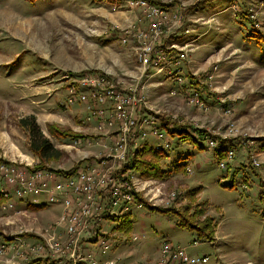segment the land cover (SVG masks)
I'll return each instance as SVG.
<instances>
[{"label": "rangeland", "instance_id": "obj_1", "mask_svg": "<svg viewBox=\"0 0 264 264\" xmlns=\"http://www.w3.org/2000/svg\"><path fill=\"white\" fill-rule=\"evenodd\" d=\"M152 1L171 11L181 8L186 19L202 17L207 21L186 38L194 43L189 59L179 65L170 61V68L165 66L157 73L152 68L143 72L134 40L121 41L127 31L150 27L143 10L129 7L125 0H0V160L30 170L41 165L30 148L31 135L23 119L37 124L53 145L51 154L56 157L45 162L44 168L66 172L106 157L118 137V124L100 130L101 118L91 117L86 104L69 103L70 77L80 81L82 75L99 71L125 92L143 87L146 106L138 112L159 111L164 127L166 122L177 124L169 127L171 131L198 128L225 134L230 129L236 135L227 141L220 139L216 150L203 144L200 149L202 139L185 140L188 144L177 133L172 137L166 127L168 140L173 139L170 147L161 149L165 179H144L137 170L127 171L138 185V193L155 207L190 208L193 212L198 204L208 202L207 215L217 221L215 238L197 239L196 231L179 225L175 213L133 205L128 212L133 222L130 234L118 230L121 221L102 218L97 231L114 235L117 246L103 255L94 248L97 258L123 253L133 254L130 261L153 263L164 242L170 241L188 247L190 255L209 257L198 264H264V0H240L234 9L229 8L234 0ZM251 8L261 22L259 27L251 17ZM230 40L240 48L238 55L230 51ZM188 66L200 80L193 85L205 102L209 100L207 92L212 93L207 109L187 99V92L194 93L193 85L174 78L180 67L189 76ZM211 73L212 78L207 79ZM171 90L177 94L171 95ZM51 125L60 130L58 134L75 131L83 136L60 137L56 128L50 130ZM144 130L137 129L130 142L131 157L144 146L156 149L164 141L148 132L144 135ZM224 149L234 150L226 169L219 165L225 158L220 157ZM179 156L186 162L181 164L183 170L175 169ZM254 156L259 165L253 163ZM197 187L201 190L192 199L189 194ZM171 192L177 193L175 199L169 196ZM31 203L34 201L26 198L14 210H0L1 239L16 234L36 237L57 222L63 209L59 204H44L38 210L29 207ZM135 235L137 241L132 239Z\"/></svg>", "mask_w": 264, "mask_h": 264}, {"label": "built area", "instance_id": "obj_2", "mask_svg": "<svg viewBox=\"0 0 264 264\" xmlns=\"http://www.w3.org/2000/svg\"><path fill=\"white\" fill-rule=\"evenodd\" d=\"M131 8H140L144 16L150 21L149 29L141 28L121 36L123 44L134 40L135 51L143 72L151 68L162 72L170 68L169 62L175 60L179 65L181 61L189 59V52L193 47L191 41H179L177 34L183 32L189 35L192 28L188 26L187 19L179 11H171L161 5L152 4L149 0H126ZM186 4H182L185 6ZM235 8V6L233 7ZM251 17L256 27L260 21L251 8ZM170 13H174L171 16ZM180 42V43H179ZM175 50V51H173ZM173 51V52H172ZM174 54V55H173ZM165 66H167L165 68ZM217 66L214 67V70ZM182 68L176 69L174 78L180 82L194 84L197 74L184 75ZM211 73L207 79L212 78ZM68 88V102H82L86 104L91 117L101 118L97 128L104 130L108 125L118 124V137L109 148L106 157L85 162L73 171L61 172L48 168L28 169L17 166L15 163H0V192L5 202L0 210L11 211L21 200L34 201L63 207L57 222L45 227L43 232L33 235L16 234L0 238V264H198L207 262L208 256H193L188 247L174 245L165 241L160 249V255L153 263L130 261L121 254L107 259L97 258L98 253L106 254L111 248L117 246L114 235H100L97 227H101L102 218L109 220L127 214L133 205L144 207L135 194L140 191L138 185L126 178V165L131 160L130 142L136 137L137 129H146L157 140L164 139L156 145L157 149L169 146L167 129L163 126L159 111L142 114L138 112L146 106L144 88L123 91L109 75L95 71L82 75L77 81L71 76ZM198 78V77H197ZM200 81V80H198ZM201 83V82H199ZM194 93L187 92L186 97L193 104L207 109L204 101L194 85ZM171 95L177 90H171ZM110 106L111 112L107 111ZM230 111V110H227ZM141 114V115H140ZM90 117V118H91ZM89 118V119H90ZM174 128L173 123L168 125ZM236 135L229 129L225 134L209 133L205 139L210 148L218 147L220 139L230 140ZM240 138V137H238ZM234 157V150L228 149L225 158L219 162L221 168L226 169L227 162ZM253 163L259 161L253 157ZM171 199L176 192L169 194ZM44 199V200H41ZM169 202V201H168ZM62 228L63 232H58ZM113 237V239L109 238ZM133 241L138 237L133 236ZM197 242L194 243V246ZM132 246H134L132 244ZM34 260H37L35 262Z\"/></svg>", "mask_w": 264, "mask_h": 264}, {"label": "trees", "instance_id": "obj_3", "mask_svg": "<svg viewBox=\"0 0 264 264\" xmlns=\"http://www.w3.org/2000/svg\"><path fill=\"white\" fill-rule=\"evenodd\" d=\"M152 2H154V1H152ZM70 84H74V83H70ZM21 122H22L23 126L29 131V133L31 135V142H30L31 150L40 159L41 165H38L36 167L37 168H44L46 166L45 162L52 160L53 158L56 157L55 155L51 154L53 145L48 138L44 137L40 128L37 126V124H34L33 121L29 122L26 119H23ZM169 124H170V122H166L164 125L167 128H169V126H168ZM173 124H175V122ZM175 125H177V124H175ZM53 128H56L55 133L60 131L57 127L51 125L50 130L53 131L54 130ZM191 129H193V131L189 130L187 132V129H184L182 132H179V133L177 132V130L171 131V129H170L169 133L172 135V137H173V135H175L174 133L179 134L180 135L179 139H181L183 141L192 140L193 142H196L197 139H199V140L202 139V140H200L202 142H200L198 144V147L200 149L203 148V145L205 147H208L210 150L211 149L212 150L218 149L219 145L216 148H210L208 146V144L206 143L205 137L209 134V132L207 130L198 129V128H191ZM58 135L60 137L70 136V137L76 138V139L83 136L81 133H78L75 131L64 132V134H58ZM170 139H171V141L169 143L172 142L173 138H170ZM223 141H227V140H223ZM185 143L189 144L190 142L185 141ZM170 145L171 144H169V147H170ZM153 147L144 146L140 152L134 153V155L131 157L130 162L128 163V165H126L127 170L129 168H131L132 170L133 169L137 170L140 173V177H142L144 179H161V180L165 179V177L167 176V172L165 170H163L161 167V158L164 157L163 150L157 149V148L155 149ZM227 150L228 149H224L223 153L220 152V150L218 151V153H222L221 154L222 156H220L221 158L225 157L224 155H225ZM181 157L182 156L178 157V160L180 163L177 167H175V169L183 170V168H182L183 165H181V164L186 163V162H182L179 159ZM185 158H187V157H185ZM178 160H176V161H178ZM2 162H4V161L0 160V163H2ZM184 170H185V168H184ZM71 171H73V170H71ZM126 178L132 179V176L130 174H128L126 176ZM226 186L232 187L233 184H227ZM200 190H201V187H197L195 190H192L190 192L189 196L192 199L195 198V196L200 192ZM176 195H177V193H176ZM135 197L139 202L143 203V206L145 208H148L151 211H157V212H161V213H175V214H177L180 218L179 219V225L181 227L189 228L192 231H196L197 239H202V240H206V241H213L214 240V238H215L214 234H215V229L217 226V221L215 220V218L211 217L210 215L209 216L207 215V209L208 208H206V206H207L208 202H202V203L198 204L197 207L195 208V210L193 212H191L190 208H186L185 210L181 211V210H175V208H173V207H167V208L166 207L165 208L155 207L151 204H148V202L145 201L142 198V196L140 195V193H138V192L135 194ZM4 202H5V198L3 197V195L0 192V206ZM28 206L33 208V209L38 208V210H39V208L45 207L44 204H37V203H31ZM130 215L131 214L128 213V214H124L122 216H118L116 218H113L114 220L121 221L120 225L118 226V230L120 229V231H122L125 234H130L131 230L133 229V222L131 220ZM202 215L206 216L205 217L206 219L203 221L201 219H199V217H201Z\"/></svg>", "mask_w": 264, "mask_h": 264}, {"label": "crops", "instance_id": "obj_4", "mask_svg": "<svg viewBox=\"0 0 264 264\" xmlns=\"http://www.w3.org/2000/svg\"><path fill=\"white\" fill-rule=\"evenodd\" d=\"M238 2H240V0H234V1H232V3H231V5H230V7L229 8H231V9H234L233 7L235 6V8L237 7V5H238ZM241 2H242V0H241ZM243 2H244V0H243ZM242 2V3H243ZM244 10V9H243ZM196 15H199V14H196ZM191 16H193V15H191ZM217 19V22H220L219 21V18L217 17L216 18ZM206 19L205 18H202V17H187V24H188V26L189 27H191L192 28V31H191V33L190 34H192V33H194L195 31H200L201 29H200V27H198L199 25H201V24H205L207 21H205ZM238 33V32H237ZM236 33V34H237ZM189 34V35H190ZM178 36H174L173 38H175V37H179L178 38V40L179 41H184V40H186V38L189 36V35H187V34H185V33H183V32H180V33H178L177 34ZM238 35H239V33H238ZM201 36V33H200V35L198 36V37H200ZM228 43H230V44H232V49L230 50V51H234V53H235V55L237 54L238 55V53H240V48L239 47H236V46H234L233 45V42H232V40H230ZM233 53V54H234ZM232 54V53H231ZM190 64V63H189ZM226 65H228L227 63H226ZM189 67V66H188ZM194 72V68H192V67H189V72H187V73H190V75H192V73ZM194 81L196 82V81H198V79H195L194 78ZM227 81L225 82V84L227 85ZM227 87V86H226ZM179 92V91H178ZM234 94H236V91L235 92H232V93H230L229 95L231 96V95H234ZM207 97L209 98V100H208V102H207V104H208V106L210 107V105H211V100H210V98H213V96H212V93H210V92H207ZM219 102V101H218ZM236 109H238L237 107H236ZM260 140H262V139H260ZM259 141V140H258ZM263 143V145H264V142H262ZM121 248V247H120ZM121 255H123V253H121ZM127 258H129V259H132V258H134V256H133V254H131V255H129V254H124ZM155 259V258H154ZM153 259V260H154Z\"/></svg>", "mask_w": 264, "mask_h": 264}]
</instances>
